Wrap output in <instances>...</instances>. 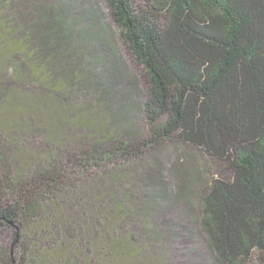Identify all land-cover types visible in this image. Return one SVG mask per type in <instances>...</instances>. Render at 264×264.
<instances>
[{
    "label": "trees",
    "instance_id": "16d2710c",
    "mask_svg": "<svg viewBox=\"0 0 264 264\" xmlns=\"http://www.w3.org/2000/svg\"><path fill=\"white\" fill-rule=\"evenodd\" d=\"M87 2L0 0V264H264V0Z\"/></svg>",
    "mask_w": 264,
    "mask_h": 264
},
{
    "label": "rangeland",
    "instance_id": "374dc122",
    "mask_svg": "<svg viewBox=\"0 0 264 264\" xmlns=\"http://www.w3.org/2000/svg\"><path fill=\"white\" fill-rule=\"evenodd\" d=\"M37 1H44V0H37ZM46 1V3L48 4V3H51V2H54L55 0H45ZM85 1V0H84ZM88 0H86V7L87 8H90V6H92L93 5V2L90 4L89 2H87ZM95 2H97V3H99V5L97 6L98 8H100V10L103 12V13H106V7H105V5H104V3H103V0H95ZM95 2H94V4H95ZM95 26V25H94ZM110 27H111V29H112V32H117V30H116V27L113 25V24H111L110 23ZM98 35H102L101 33H97ZM117 50H118V53H119V55H120V58L123 60L122 61V63L124 64H122L121 63V66H125V67H127V69L128 70H130V73H132L133 75H135V77H136V79L138 80L139 78L138 77H140L139 75H140V73H139V70H138V68L136 67V65L132 62V60L130 59V57L128 56V54H127V52H126V50H125V48L123 47V45H122V43L121 42H118V46H117ZM94 52V51H93ZM110 55L111 54V50L108 48V49H106V50H104V51H102V50H100L99 48H95V52H94V58H96L97 60L98 59H100V60H102L103 59V61H104V64H106V63H110V65H114V67L116 66L117 67V64L118 63H115V62H112L111 63V60H109V56H107V55ZM117 58V57H116ZM120 66V65H119ZM123 69V68H122ZM126 69V70H127ZM98 72H100V73H102V71L101 70H99ZM44 79H46V77H44ZM43 80H39V82L38 83H36L35 84V87L37 88V89H39V86L40 85H43ZM109 86V88H110V90H111V92H112V98H114V99H118L119 98V96L120 95H118V94H116L113 90H112V87H113V84H109L108 85ZM62 94L64 95L65 94V91L64 90H62ZM126 95V94H125ZM127 96V95H126ZM126 96H124V97H126ZM63 97V96H62ZM141 99H143V98H141ZM115 106H117V107H119V109H122L123 107H124V105L123 104H121V103H119V102H117L116 104L112 101V110L113 111H116V108H115ZM142 120V119H141ZM141 120H140V118H139V121L138 122H134L135 123V125L138 127V128H141V131L144 129V125H143V123H141ZM196 160H198V161H200V162H198V165L199 164H201V163H203V161L205 160V158H202V157H200V156H197L196 157ZM175 212L176 211H173V210H171L168 214H167V216H172V215H174L175 214ZM176 215V214H175ZM170 218H173V217H170ZM174 218H176V216L174 217ZM168 219V218H167ZM183 243V242H182ZM179 244V243H178ZM184 244V243H183ZM190 247V246H189ZM179 249H180V251L179 252H182L183 250L184 251H186V249L188 248V247H185V245L184 246H181L180 244H179V247H178ZM180 264V263H179Z\"/></svg>",
    "mask_w": 264,
    "mask_h": 264
}]
</instances>
